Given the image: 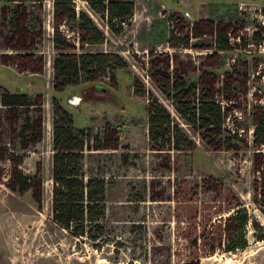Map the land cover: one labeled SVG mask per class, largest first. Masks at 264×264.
<instances>
[{"label":"rangeland","instance_id":"374dc122","mask_svg":"<svg viewBox=\"0 0 264 264\" xmlns=\"http://www.w3.org/2000/svg\"><path fill=\"white\" fill-rule=\"evenodd\" d=\"M73 1L77 12L88 14L105 34L104 43L85 49L118 54L126 67L114 79L104 76L93 83L82 81L61 92L54 90L52 68L56 54L52 41L53 0H44L42 9L32 7L30 17L40 16L43 30L35 46L22 51L7 48L0 3V55L14 57L30 52L35 54L37 65L43 61L40 73L32 72L37 65L22 63L19 58L16 63L11 58L7 59L9 64L0 61V98L5 90L42 95L44 125L43 139L22 151L17 138L19 127L14 130L8 109L0 105V139L11 149L6 158L0 159V252L5 254L7 264L176 262L178 253L182 257L189 254L182 237L188 233L184 228L187 223L177 220L187 217L183 211L177 212L176 191L182 184L198 187L200 207L207 204L218 209L215 199L219 194L215 190L228 193L231 189L260 223L258 229L249 226L247 248L225 253L210 246L214 252L202 256V264H264V239H257L264 233V210L254 203V186L261 175L258 169L264 166L257 156L264 155V145L258 149L254 146L255 115L264 113V42L258 43L254 35L264 32V0H123L133 2L135 12L118 33L110 31L106 19L86 0ZM202 21L207 23L198 29L202 35L196 36L194 27ZM212 24L230 31L229 50H219L213 32L205 34ZM63 29L79 47L78 32L67 26ZM163 57L170 59L171 70L186 72L191 80L197 81L205 72L218 79L219 99L229 109L225 127L238 131L245 141L239 151L213 150L187 126L186 131L196 143L193 150L151 149L148 97L136 95L133 85L138 80L161 99L149 73L156 72ZM227 86L232 90L231 101L223 100ZM53 99L72 115L77 129L92 130L98 137L92 136L89 141L91 149L84 151L83 163L86 179L102 177L107 184L103 231L96 240L75 237L53 220ZM164 103L175 115L170 102ZM116 138L114 148H94L100 142L114 145ZM18 157L23 158L19 168L24 173L39 171L43 178L41 208L31 190L18 192L8 187ZM224 199L220 202L228 205ZM229 214L224 211L222 216ZM217 217L212 215L209 229L214 228ZM99 234L93 228L92 237Z\"/></svg>","mask_w":264,"mask_h":264},{"label":"trees","instance_id":"16d2710c","mask_svg":"<svg viewBox=\"0 0 264 264\" xmlns=\"http://www.w3.org/2000/svg\"><path fill=\"white\" fill-rule=\"evenodd\" d=\"M90 7L106 19V25L111 32H120L122 25L133 17L135 5L133 2L123 0H86ZM2 3L1 18L4 20V31L8 39L7 48L22 51L30 50L35 46L36 37H41L43 20L40 16H31L32 7L42 9L44 0H0ZM53 45L55 56L52 61L54 74V90L61 92L69 85H78L82 81L97 82L101 77L115 78V74L126 67L125 60L115 53L91 52L85 46L102 44L105 34L96 26L91 17L84 12H77L73 0H53ZM206 21L197 23L194 27L196 36H201L198 29L204 27ZM63 26L69 30L77 31L80 46L73 43ZM263 30V29H262ZM219 50L231 48L230 31L221 29L212 24ZM258 43L264 42V32L255 33ZM38 42V41H37ZM39 43V42H38ZM0 45V49L3 48ZM15 59L30 66L37 65L34 53L22 55L17 53L14 57L7 54L0 55L2 64H9L7 59ZM33 67L32 72L40 73L43 61ZM41 65V66H40ZM108 74H110L108 76ZM150 78L161 93V99L147 91L144 84L135 80L134 92L139 96L148 97L146 110L148 113V135L151 149L163 151H191L195 148L194 139L186 131L185 126L198 134L200 139L213 150L239 151L245 143L238 131L227 129L226 119L229 109L219 99L220 91L216 88L218 79L209 72H205L197 80L187 78L186 72L171 70L170 59L163 57L159 68L154 72L150 70ZM115 85L116 83L112 81ZM228 93L223 100L231 101V89L226 87ZM226 98V99H225ZM164 101H168L175 113ZM0 105L8 109L10 125L15 126L18 142L22 151L29 149L40 142L44 136L42 95L35 97L24 92L10 93L5 90L0 98ZM53 108V157H52V216L58 226L72 233L75 237H89L96 240L102 236L101 222L105 216L106 181L102 177H89L83 171L84 151L90 148L89 141L97 134L92 130L85 131L74 126L72 115L61 105L57 99L52 101ZM33 114V116L31 115ZM254 146L256 149L264 145V113L255 115ZM114 145L97 143V150L114 148ZM11 149L4 145L0 139V159L6 158ZM11 155V154H10ZM9 156V155H8ZM264 165V155L258 153ZM11 160V159H10ZM23 158L15 161L11 182L8 187L13 191H32V196L41 208L43 195V178L39 171L26 174L20 168ZM260 179L254 186V203L264 210V166L258 169ZM214 180V178H212ZM216 182V181H215ZM218 182V180H217ZM220 182V181H219ZM186 184V183H185ZM218 202L215 205L199 206L200 194L198 187L187 188L184 184L176 191L178 195L177 212L187 215L186 218L177 219L185 221L184 227L188 231L182 237L187 241L189 254L182 257L178 253V260H168L164 264H202L201 257L214 252L210 246L225 253H236L249 245V226L260 228V223L253 219L248 209L239 202L231 191L219 190ZM227 193V194H226ZM230 196V198H229ZM228 202L223 205L221 199ZM226 211L228 216H222ZM218 214L214 228L212 215ZM93 228L100 231L97 237H92ZM258 240L264 239V233L257 235ZM188 250V248H187ZM177 254V252H176ZM124 264H145L131 260ZM155 264V263H153Z\"/></svg>","mask_w":264,"mask_h":264},{"label":"flooded vegetation","instance_id":"af4514ba","mask_svg":"<svg viewBox=\"0 0 264 264\" xmlns=\"http://www.w3.org/2000/svg\"><path fill=\"white\" fill-rule=\"evenodd\" d=\"M4 258L5 254L0 252V264H7V260Z\"/></svg>","mask_w":264,"mask_h":264}]
</instances>
